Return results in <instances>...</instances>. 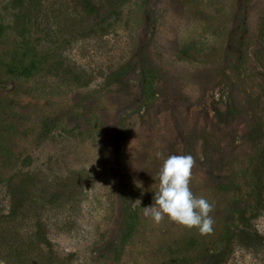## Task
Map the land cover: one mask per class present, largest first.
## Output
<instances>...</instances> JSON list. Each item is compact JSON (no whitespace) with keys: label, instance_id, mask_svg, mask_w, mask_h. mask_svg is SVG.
Here are the masks:
<instances>
[{"label":"rangeland","instance_id":"rangeland-1","mask_svg":"<svg viewBox=\"0 0 264 264\" xmlns=\"http://www.w3.org/2000/svg\"><path fill=\"white\" fill-rule=\"evenodd\" d=\"M90 2L0 0V264H209L230 235L221 264H264V0ZM173 154L210 235L143 215Z\"/></svg>","mask_w":264,"mask_h":264},{"label":"clouds","instance_id":"clouds-1","mask_svg":"<svg viewBox=\"0 0 264 264\" xmlns=\"http://www.w3.org/2000/svg\"><path fill=\"white\" fill-rule=\"evenodd\" d=\"M195 165L196 160L191 154H173L164 159L155 177L159 180V186L155 191L154 203L144 207L143 215L150 217L156 224L167 216L184 227L197 228L201 235L212 234L215 221L210 213L214 211V205L191 190L192 169ZM136 201L141 203L139 199Z\"/></svg>","mask_w":264,"mask_h":264},{"label":"trees","instance_id":"trees-1","mask_svg":"<svg viewBox=\"0 0 264 264\" xmlns=\"http://www.w3.org/2000/svg\"><path fill=\"white\" fill-rule=\"evenodd\" d=\"M27 7H28V4H26V8ZM96 9H97L96 4L91 3L90 0H84V10L87 13H94V11L96 12ZM24 16H27V14L26 15L24 14ZM23 58H25L24 55H22V59H19V60H21V62L19 64H17L14 68L12 67L11 71L13 73L17 74L18 76L30 77L34 73V71L37 70L39 63L42 62V60H40V58H37V57H31V58H29L28 63H25V60ZM254 59L258 63V66L261 68V70L264 71V55H262V52L261 51L257 52ZM139 67L148 76L154 77V74H155L154 69L155 68L151 67V64L144 61V62L140 63ZM128 69H129V67L127 65H125L124 62H123V64H119V65H116V63H115V65L113 67H109V66L105 67L106 77L110 80V82H112L114 79L121 80L125 74L127 75ZM262 159H264V146L260 150L258 160L256 161V164H255L256 168L253 172V179H254L253 189H254L255 196H256V198H255V204H256L255 208L256 209L259 208V204L261 201V195L263 192V181H262L263 175H262L261 169H260V166L263 165V164H260ZM251 207L254 210V206L251 205ZM135 213L136 212L134 210L133 214H135ZM127 218H129V215L126 217H123V220L125 221V220H127ZM240 218H239L240 226H238L239 228L236 230V232L241 231V230L245 231L243 228H246L247 230H249L252 227V225L250 223L249 215H242V216H240ZM231 237H233V235H230V237L226 240V242L220 248V250H218L217 252H215L209 256V258H208L209 264H221L223 262L221 260H223L224 256L229 253L228 249H229L231 242H232Z\"/></svg>","mask_w":264,"mask_h":264}]
</instances>
